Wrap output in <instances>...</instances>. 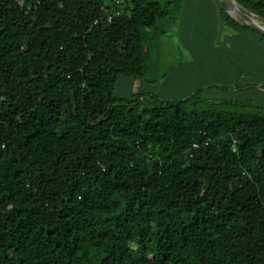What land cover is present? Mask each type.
Listing matches in <instances>:
<instances>
[{
    "label": "trees",
    "instance_id": "16d2710c",
    "mask_svg": "<svg viewBox=\"0 0 264 264\" xmlns=\"http://www.w3.org/2000/svg\"><path fill=\"white\" fill-rule=\"evenodd\" d=\"M166 6L0 0V264H264V106L115 94Z\"/></svg>",
    "mask_w": 264,
    "mask_h": 264
},
{
    "label": "rangeland",
    "instance_id": "374dc122",
    "mask_svg": "<svg viewBox=\"0 0 264 264\" xmlns=\"http://www.w3.org/2000/svg\"><path fill=\"white\" fill-rule=\"evenodd\" d=\"M153 1L167 4L168 16L142 30L143 73L120 77L118 97L143 94L151 104L192 97L185 107L199 110L264 106V54L250 30L227 22L216 0Z\"/></svg>",
    "mask_w": 264,
    "mask_h": 264
},
{
    "label": "water",
    "instance_id": "95a60500",
    "mask_svg": "<svg viewBox=\"0 0 264 264\" xmlns=\"http://www.w3.org/2000/svg\"><path fill=\"white\" fill-rule=\"evenodd\" d=\"M237 5H239L240 7H242L244 10H246L247 12L253 14L254 16L258 17V18H261V19H264L263 17H260L256 14H254L253 12L249 11L247 8H245L244 6L240 5L236 0H233ZM216 2L218 3V5L226 12L228 13L231 17H233V15L231 14L232 11H238V8L232 3V2H228V1H224V0H216ZM240 15L245 19V20H248L249 22V18L243 14L242 12H240ZM234 18V17H233ZM236 21H238L241 25H247L249 27H252L258 31H260L261 33L264 34V29L254 25V24H251V23H243L239 20H237L236 18H234Z\"/></svg>",
    "mask_w": 264,
    "mask_h": 264
},
{
    "label": "built area",
    "instance_id": "2783aa9c",
    "mask_svg": "<svg viewBox=\"0 0 264 264\" xmlns=\"http://www.w3.org/2000/svg\"><path fill=\"white\" fill-rule=\"evenodd\" d=\"M111 1V8L110 12L107 15V19L111 22L115 17L122 14L123 5L126 3L127 0H110Z\"/></svg>",
    "mask_w": 264,
    "mask_h": 264
},
{
    "label": "bare ground",
    "instance_id": "6f19581e",
    "mask_svg": "<svg viewBox=\"0 0 264 264\" xmlns=\"http://www.w3.org/2000/svg\"><path fill=\"white\" fill-rule=\"evenodd\" d=\"M224 1H228V2H232L240 12H242L243 14H245L249 20L251 21V24H254L258 27H264V19L258 18L256 16H254L253 14L247 12L246 10H244L242 7H240L239 5H237L233 0H224Z\"/></svg>",
    "mask_w": 264,
    "mask_h": 264
},
{
    "label": "crops",
    "instance_id": "0c3cea01",
    "mask_svg": "<svg viewBox=\"0 0 264 264\" xmlns=\"http://www.w3.org/2000/svg\"><path fill=\"white\" fill-rule=\"evenodd\" d=\"M166 18V17H165Z\"/></svg>",
    "mask_w": 264,
    "mask_h": 264
}]
</instances>
